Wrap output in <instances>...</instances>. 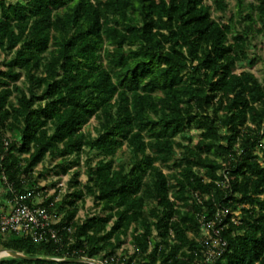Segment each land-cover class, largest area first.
I'll use <instances>...</instances> for the list:
<instances>
[{
	"label": "trees",
	"instance_id": "trees-1",
	"mask_svg": "<svg viewBox=\"0 0 264 264\" xmlns=\"http://www.w3.org/2000/svg\"><path fill=\"white\" fill-rule=\"evenodd\" d=\"M263 33L264 0H0V203L33 191L61 215L57 241L7 233L1 247L37 258L0 264H87L128 236L123 264H187L222 209L213 264H264V82L234 71L264 65L249 55ZM46 157L76 169L38 203ZM87 195L99 209L81 218Z\"/></svg>",
	"mask_w": 264,
	"mask_h": 264
},
{
	"label": "built area",
	"instance_id": "built-area-1",
	"mask_svg": "<svg viewBox=\"0 0 264 264\" xmlns=\"http://www.w3.org/2000/svg\"><path fill=\"white\" fill-rule=\"evenodd\" d=\"M38 195L37 193L35 198ZM31 199H33V191H28L15 194L12 199L0 203V233L29 235L36 242L48 239L57 241L59 238V227L57 225L60 223L61 215L43 206L31 205L29 203ZM35 202L40 203L41 201ZM228 213L226 209L217 210L213 219L201 220L202 234L198 238L201 245L199 259L187 264H213L222 256L226 250L227 242L221 236L222 227L218 223ZM126 239L128 245H125L124 241L121 248L113 254L98 258L81 257L78 260L87 264H123L127 261L129 254L133 252L131 238ZM66 257H68V254L64 258H53L63 260ZM137 262L136 259L132 260L134 264H137Z\"/></svg>",
	"mask_w": 264,
	"mask_h": 264
},
{
	"label": "rangeland",
	"instance_id": "rangeland-1",
	"mask_svg": "<svg viewBox=\"0 0 264 264\" xmlns=\"http://www.w3.org/2000/svg\"><path fill=\"white\" fill-rule=\"evenodd\" d=\"M246 1H254L257 0H246ZM211 2V0H210ZM228 6L233 9L236 4V0H226ZM212 16L216 20H225L227 18V13L219 12L214 9L212 6ZM231 35V34H230ZM253 44L249 46L250 48V56H260L263 53V42H264V33L263 34H255L253 36ZM103 63H106V59H103ZM234 71L239 73L242 71H250L254 73L262 82H264V65L260 59H258L254 64H250L249 62H241L234 67ZM21 81V80H20ZM97 125L96 120L91 118L89 122L83 127L85 132H91L92 135H95V126ZM191 135L194 136V139L198 137V130L192 129ZM256 152H259V148H255ZM130 155V151L126 146H122L116 154L115 161L125 160ZM94 161L97 160L98 156H95L94 153H91ZM179 156H176L178 159ZM58 159H50L46 157L42 163H40L36 168L33 174L36 179V185L41 188L40 194L35 198V201H41L44 195L53 194L55 191L59 192V196L57 198L62 197L65 193L71 191V187L69 183L73 180V174L76 167H72L67 173H61L57 167ZM43 168L45 170H43ZM80 175L78 176V180L82 183L86 182L87 174L85 172L84 160L82 159L80 162ZM164 171H169L167 168ZM99 207L94 206L93 198L90 195L85 197V202L83 206L80 207L78 211V216L81 218L92 215L98 211ZM7 233H0V242H4L7 240ZM130 236L127 237L126 240H129ZM125 245H128L127 241H125ZM1 247V246H0ZM2 258V257H0Z\"/></svg>",
	"mask_w": 264,
	"mask_h": 264
},
{
	"label": "water",
	"instance_id": "water-1",
	"mask_svg": "<svg viewBox=\"0 0 264 264\" xmlns=\"http://www.w3.org/2000/svg\"><path fill=\"white\" fill-rule=\"evenodd\" d=\"M0 250L2 251H5L6 254L4 256H1V257H5V256H9V257H14V258H22V259H35L37 257H31V256H27L21 252H18V251H15L11 248H3V247H0ZM48 260H56L55 258H46Z\"/></svg>",
	"mask_w": 264,
	"mask_h": 264
},
{
	"label": "bare ground",
	"instance_id": "bare-ground-1",
	"mask_svg": "<svg viewBox=\"0 0 264 264\" xmlns=\"http://www.w3.org/2000/svg\"><path fill=\"white\" fill-rule=\"evenodd\" d=\"M5 254H6L5 251L0 250V257H1V256H4Z\"/></svg>",
	"mask_w": 264,
	"mask_h": 264
},
{
	"label": "crops",
	"instance_id": "crops-1",
	"mask_svg": "<svg viewBox=\"0 0 264 264\" xmlns=\"http://www.w3.org/2000/svg\"><path fill=\"white\" fill-rule=\"evenodd\" d=\"M6 202V200L4 201V203Z\"/></svg>",
	"mask_w": 264,
	"mask_h": 264
}]
</instances>
